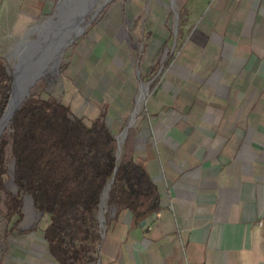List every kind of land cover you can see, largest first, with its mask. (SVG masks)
<instances>
[{
    "label": "rangeland",
    "instance_id": "obj_1",
    "mask_svg": "<svg viewBox=\"0 0 264 264\" xmlns=\"http://www.w3.org/2000/svg\"><path fill=\"white\" fill-rule=\"evenodd\" d=\"M76 2L78 0H0V60L13 76L22 54L19 48L24 44L32 47L31 44L37 41V47L51 45L45 35L49 32L59 35L67 30L66 17H77L72 11ZM100 2L101 6L81 23L82 29H76L73 37L60 47L61 51L47 71L43 69L22 103L32 94L44 99L51 95L70 106L88 124L105 110L108 122L117 134L121 159L128 141L135 148L142 143L140 139L147 138L144 126H150L153 135H159V127L151 126L152 122L174 121L175 118L190 120L192 117L197 122L204 121V114L201 115L199 106L194 103L198 98L194 92L199 88L208 92L216 85L228 84L229 80L223 75L228 64L220 59L229 57L236 48L228 41V35L225 37L223 29L225 23L236 25L234 14L238 13L241 1ZM61 23L67 26L59 29ZM71 23L73 30V20ZM249 41L264 48V40L260 37L252 36ZM259 59V77L242 85L257 88L258 95L264 91V58ZM245 64L237 68L243 71ZM241 82L236 77L232 86ZM143 86L147 87V94L137 111ZM132 118L134 122L130 124ZM8 178L10 189L16 191L11 173ZM107 198L105 193L101 210L108 205ZM3 210L4 205L0 202V264H13L15 249L30 247L26 240L44 234L50 219L42 217L27 196L24 218L19 228L10 233L17 235L7 238L4 234L8 220L2 214ZM102 215L100 212L103 234ZM105 236L103 234V238Z\"/></svg>",
    "mask_w": 264,
    "mask_h": 264
},
{
    "label": "crops",
    "instance_id": "obj_2",
    "mask_svg": "<svg viewBox=\"0 0 264 264\" xmlns=\"http://www.w3.org/2000/svg\"><path fill=\"white\" fill-rule=\"evenodd\" d=\"M240 1L237 26L223 29L236 48L220 59L230 65L228 84L194 92L204 121L152 122L159 135L144 126L147 138L133 148L160 191L152 229L151 216L139 222L106 204L97 264H264V91L243 87L259 77L264 58V48L249 41L264 40V0ZM236 77L242 82L233 87ZM27 242L15 249L13 264H59L44 234Z\"/></svg>",
    "mask_w": 264,
    "mask_h": 264
},
{
    "label": "trees",
    "instance_id": "obj_3",
    "mask_svg": "<svg viewBox=\"0 0 264 264\" xmlns=\"http://www.w3.org/2000/svg\"><path fill=\"white\" fill-rule=\"evenodd\" d=\"M14 76L0 60V120L12 95ZM32 94L0 137V197L7 238L24 218L25 198L49 217L44 239L59 264H97L104 242L100 212L127 209L142 222L161 207L159 187L131 142L120 159L117 134L102 110L91 124L61 100ZM11 173L17 190L9 187Z\"/></svg>",
    "mask_w": 264,
    "mask_h": 264
},
{
    "label": "bare ground",
    "instance_id": "obj_4",
    "mask_svg": "<svg viewBox=\"0 0 264 264\" xmlns=\"http://www.w3.org/2000/svg\"><path fill=\"white\" fill-rule=\"evenodd\" d=\"M88 2V5H87ZM101 6L100 0H78V2L75 3L73 6V15H76L77 17H74L71 19V17H66V20H68V28L64 32H60L53 34L52 32H49L48 34H44L45 38L48 40H51V45H47L45 47H37V43H32V47L30 45L24 44L19 49H21L22 54L20 55L19 63L16 67V81L14 85V91L13 96L11 99V103L3 117V119L0 121V133L1 131L7 126L11 116L13 115L16 108L24 101L25 97L27 96L29 92V85L32 83V81L43 74L45 70L49 68L50 63L54 60L56 55L61 51L60 47L65 44V42L70 40V38L73 37V33L76 29L78 31L82 29L81 23H83L86 19V17L96 8ZM63 14V13H62ZM82 15V17H80ZM73 20V30L70 26L72 24ZM70 21V23H69ZM62 24V25H61ZM59 26H63V23H61ZM77 24V25H76ZM45 25V24H44ZM55 25V24H54ZM67 25L63 26L65 28ZM52 36H54L53 39ZM59 36V37H56ZM36 45V46H34ZM46 45V44H45ZM58 59V58H57ZM42 65H41V64ZM51 69V68H50ZM147 94V87L143 86L142 92L140 93L138 97V109L139 111L141 109V106L144 103L145 96ZM137 114V113H136ZM134 120L133 118L130 121V124H133ZM107 195L109 193V189L107 190ZM105 199V198H104Z\"/></svg>",
    "mask_w": 264,
    "mask_h": 264
},
{
    "label": "water",
    "instance_id": "obj_5",
    "mask_svg": "<svg viewBox=\"0 0 264 264\" xmlns=\"http://www.w3.org/2000/svg\"><path fill=\"white\" fill-rule=\"evenodd\" d=\"M15 79H14V83H13V90H12V96H13V91H14V85H15V81H16V72H15ZM36 79H37V77L32 81V83L29 85V88L35 83V81H36ZM12 99V98H11ZM11 99H10V102H9V105H10V103H11ZM23 103H21L17 108H16V110L22 105ZM9 107V106H8ZM15 110V111H16ZM15 111H14V113H15ZM6 113V112H5ZM14 113H13V115H14ZM13 115L11 116V118H10V120H9V122H8V124L10 123V121H11V119H12V117H13ZM3 117H4V115H3ZM2 117V118H3ZM2 118H1V120H2ZM0 120V121H1ZM7 124V125H8ZM7 127V126H6ZM5 127V128H6ZM5 128L1 131V133L5 130ZM0 133V134H1ZM114 181V180H113ZM113 181L111 182V183H109L108 184V186L106 187V189H105V191H104V195H105V193H106V191L108 190V189H111V185H112V183H113ZM104 197V196H103ZM102 202H103V199H102ZM102 205V204H101ZM101 212H102V210H101Z\"/></svg>",
    "mask_w": 264,
    "mask_h": 264
},
{
    "label": "built area",
    "instance_id": "obj_6",
    "mask_svg": "<svg viewBox=\"0 0 264 264\" xmlns=\"http://www.w3.org/2000/svg\"><path fill=\"white\" fill-rule=\"evenodd\" d=\"M154 215L153 216H151V218H150V221H151V225H149L148 227H149V229H152V227H153V224H154Z\"/></svg>",
    "mask_w": 264,
    "mask_h": 264
}]
</instances>
